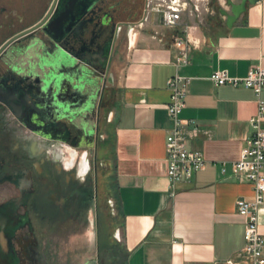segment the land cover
<instances>
[{"label": "crops", "instance_id": "obj_1", "mask_svg": "<svg viewBox=\"0 0 264 264\" xmlns=\"http://www.w3.org/2000/svg\"><path fill=\"white\" fill-rule=\"evenodd\" d=\"M222 8L228 9L226 0H203L199 13L183 18L193 41L185 66L175 65L176 30L160 15L129 30L113 69L117 92L109 136L119 222L103 242L107 264H246L239 256L245 221L236 203L253 200L255 192L252 183L232 175L231 163L252 133L257 97L245 87L216 86L211 75L221 70L245 77L252 67L264 68V0L249 5L232 27ZM175 75L191 78L180 118L192 121L185 136L207 164L191 181L172 186L166 137L173 124L168 83ZM259 231L264 237V202Z\"/></svg>", "mask_w": 264, "mask_h": 264}, {"label": "flooded vegetation", "instance_id": "obj_2", "mask_svg": "<svg viewBox=\"0 0 264 264\" xmlns=\"http://www.w3.org/2000/svg\"><path fill=\"white\" fill-rule=\"evenodd\" d=\"M145 1L99 0L58 46L41 23L61 12L63 0H0V48L7 44L0 54V206L19 222L10 237L13 264H53L42 262L41 239L79 230L90 216L91 263L102 264L103 203L97 181L90 186L88 157L93 150L95 168L116 98L113 69ZM59 47L76 61L66 66L65 86L50 89L42 68L47 51Z\"/></svg>", "mask_w": 264, "mask_h": 264}, {"label": "built area", "instance_id": "obj_3", "mask_svg": "<svg viewBox=\"0 0 264 264\" xmlns=\"http://www.w3.org/2000/svg\"><path fill=\"white\" fill-rule=\"evenodd\" d=\"M202 1L146 0L142 19L134 23L131 29L142 27L151 14L160 15L163 25L176 30L175 65L185 66L190 62L193 41L189 36V26L183 23V18L191 13H199ZM211 80L216 86L231 85L251 89L257 97V112L249 119L252 133L242 148L240 158L231 163V170L238 181L252 183L255 192L253 200L239 199L236 203L237 212L245 221V245L239 256L246 260V264H264V237L259 231V209L264 202V101L261 99L264 68L252 67L245 77H232L227 71L217 70L211 75ZM190 83L191 78L179 75H175L168 83L171 96L167 111L173 124L166 137V161L172 186L191 181L207 164L203 152L191 149L185 136L184 129L192 121L180 118L186 106ZM221 173L227 174L225 163L221 165ZM229 264L234 262L229 261Z\"/></svg>", "mask_w": 264, "mask_h": 264}, {"label": "rangeland", "instance_id": "obj_4", "mask_svg": "<svg viewBox=\"0 0 264 264\" xmlns=\"http://www.w3.org/2000/svg\"><path fill=\"white\" fill-rule=\"evenodd\" d=\"M144 1V0H142ZM109 125L106 123L102 129V145L98 158L93 168L94 152H89V160H91L92 171L89 174L90 186L93 188L95 181L98 183V191L102 198L103 209L101 214V229L104 234V241L107 240L108 233H114L119 222V214L115 204V186H114V167L110 152L111 142L109 136ZM86 150H84V153ZM94 217L90 216V223L79 230H62L57 234L41 239L42 252L45 257L42 262L49 260L50 263L58 264H92L96 260V232L93 224ZM107 248L102 250V264H107Z\"/></svg>", "mask_w": 264, "mask_h": 264}, {"label": "water", "instance_id": "obj_5", "mask_svg": "<svg viewBox=\"0 0 264 264\" xmlns=\"http://www.w3.org/2000/svg\"><path fill=\"white\" fill-rule=\"evenodd\" d=\"M63 1L65 4L61 8V12L53 16L49 12L41 23L44 34L57 45L68 37L74 26L82 21L83 17L99 0ZM259 1L261 0H226L228 9L222 8L220 13L226 18L227 26L232 27L237 19L247 11L249 5L256 4ZM6 46L7 44L0 48V54ZM47 57L45 68H42L46 86L48 84L50 89H53L54 86L57 88L65 86V80L70 75L66 66L75 64V58L67 55L60 47L53 52L47 51ZM75 67H79V64H76ZM77 73L81 74L82 77L83 69H78ZM17 224H19L18 218L14 212L12 213L11 207L0 206V264L14 263L11 255L10 237Z\"/></svg>", "mask_w": 264, "mask_h": 264}]
</instances>
